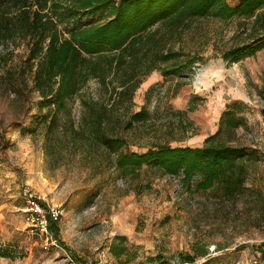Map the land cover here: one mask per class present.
Listing matches in <instances>:
<instances>
[{"label":"rangeland","instance_id":"374dc122","mask_svg":"<svg viewBox=\"0 0 264 264\" xmlns=\"http://www.w3.org/2000/svg\"><path fill=\"white\" fill-rule=\"evenodd\" d=\"M237 24V18L197 20L178 42L198 53L192 70L183 78L151 71L136 89L132 106L139 109L146 90L154 86L147 105L150 111L155 107L152 126L171 145L200 146L217 129L225 104L244 101L245 123L236 129V142L247 149L248 172L245 192L235 200H222L212 190H189L178 178L146 167L131 180L64 149L47 155L35 118L39 97L30 82L24 86L20 76L8 72L19 55L0 67V244L11 254L0 256V264H181L179 254L193 253V246L209 253L184 264H248L256 256L264 260V92L258 93L264 84V49L237 62L224 60L222 52L236 41ZM85 91L97 96V81L91 79ZM192 95L203 101L188 113L196 132L185 133L177 129V117L167 106L184 109ZM80 113L76 98L73 114L78 118ZM127 135L144 143L152 133ZM135 184L140 193L133 190ZM26 188L62 210L55 245H47L28 226ZM117 234L130 244L121 259L108 248ZM134 252L136 257L125 262Z\"/></svg>","mask_w":264,"mask_h":264},{"label":"trees","instance_id":"16d2710c","mask_svg":"<svg viewBox=\"0 0 264 264\" xmlns=\"http://www.w3.org/2000/svg\"><path fill=\"white\" fill-rule=\"evenodd\" d=\"M89 16L103 19L83 21ZM205 18H237L236 41L222 52L224 60L237 62L264 49V0H0V67L19 55L8 72L20 76L24 86L30 82L39 97L35 118L47 155L64 149L131 180L146 167L178 178L189 190H212L222 200H235L245 192L248 172L247 149L236 142V129L245 123L244 101L225 104L217 129L200 146L171 145L152 126L155 107L150 111L147 105L154 86L146 90L139 109H132L134 93L151 71L183 78L192 70L198 53L178 42ZM91 79L99 85L97 96L85 91ZM263 92L264 84L258 88ZM76 98L78 118L73 114ZM202 101L192 95L184 109L167 106L177 117V129L196 132L188 113ZM132 132L152 136L137 143L128 138ZM133 190L140 193L137 184ZM56 226L50 224L57 241ZM129 245L125 235L117 234L108 248L121 259ZM208 253L193 246V253L179 254L180 263H193ZM9 255L0 244V256ZM135 257L136 252L124 261Z\"/></svg>","mask_w":264,"mask_h":264},{"label":"built area","instance_id":"2783aa9c","mask_svg":"<svg viewBox=\"0 0 264 264\" xmlns=\"http://www.w3.org/2000/svg\"><path fill=\"white\" fill-rule=\"evenodd\" d=\"M25 220L32 231L44 236L47 245H55L56 239L50 231L52 222H59L62 210L54 204L45 202L42 196L26 188L23 191ZM248 264H264L259 256L252 257Z\"/></svg>","mask_w":264,"mask_h":264},{"label":"bare ground","instance_id":"6f19581e","mask_svg":"<svg viewBox=\"0 0 264 264\" xmlns=\"http://www.w3.org/2000/svg\"><path fill=\"white\" fill-rule=\"evenodd\" d=\"M200 72V71H199ZM201 84V78H198L197 79V85H200Z\"/></svg>","mask_w":264,"mask_h":264},{"label":"water","instance_id":"95a60500","mask_svg":"<svg viewBox=\"0 0 264 264\" xmlns=\"http://www.w3.org/2000/svg\"><path fill=\"white\" fill-rule=\"evenodd\" d=\"M200 74H197V77H199Z\"/></svg>","mask_w":264,"mask_h":264}]
</instances>
